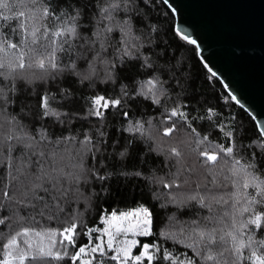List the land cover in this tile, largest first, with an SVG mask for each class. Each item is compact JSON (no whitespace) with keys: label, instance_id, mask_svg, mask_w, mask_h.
Returning a JSON list of instances; mask_svg holds the SVG:
<instances>
[{"label":"trees","instance_id":"obj_1","mask_svg":"<svg viewBox=\"0 0 264 264\" xmlns=\"http://www.w3.org/2000/svg\"><path fill=\"white\" fill-rule=\"evenodd\" d=\"M85 2L87 0H81V6H78L73 0H67V3L51 0V4L49 0H23V3L10 0L9 7L0 9V13L14 17L19 11H26L39 16L43 7H58V16L44 21L47 28L55 31L70 24L75 11H80L81 15L75 21L77 31L81 36H87L98 17L94 14L96 9L82 7ZM100 6L102 0L97 5ZM139 12L144 22L133 20L135 39L132 42L137 46L144 45L141 51L149 55V63L157 71L139 67L143 57L137 59L135 52L131 58L122 57L115 48H109L104 60L115 62L116 70L111 72L107 64H97L91 84L88 81L80 83L79 78L68 71L56 73L55 78L50 75L54 70L46 72L34 66L18 73L15 89L9 92V98L15 102L7 106V114L15 116L25 126V131L33 135L38 130H47L49 139L42 143L41 148L46 153H55V166L66 174L63 186L71 192L61 199L58 207L53 205L43 215L39 214V209L22 211L18 215H13L11 208L0 212V215L8 217L6 223L0 225V264L5 260L10 264H20L15 257L22 252L27 257L24 264H83L90 260L92 264H98L99 260L103 264H119V261L112 260L116 253L109 249L103 257L90 249L78 261L71 257L79 246L87 244L89 247L98 239L106 218L112 212L136 206H144L149 211L151 226L150 235L137 233L138 243L133 251H141L144 244L156 245L158 250L150 249L156 256L152 264H170L162 258L169 253L185 261L191 258L195 264H255L254 260L247 259L252 251L264 256V246L260 244L264 241V229L255 230L249 226L243 233L236 232L239 224L251 214L264 212V202L247 203L253 198L259 199L255 189L238 187L243 182V175H233V169L251 165L248 170L264 180V149L256 135L259 128L255 119L232 99L220 78L205 66L196 46L176 32L175 16L167 3L150 0V7L145 9L141 6ZM114 15L118 21L124 19L123 13ZM8 24L12 21L0 23V29ZM152 26L156 27L155 32L149 31ZM110 35L118 39L120 33ZM52 39L57 45L61 43L60 38ZM68 43L72 50H79L82 41L69 39ZM39 45H43L41 53L55 46L47 37H42ZM32 47L36 46L29 40L27 48ZM27 48L21 50L27 51ZM64 48L65 53L57 51L61 65L70 62L66 54L68 44H64ZM149 48L150 51H145ZM0 58L15 61L12 53L0 52ZM35 58L29 54L25 56V63L30 64ZM153 75L164 81L166 89V94L158 96L159 104L133 94L142 81L151 79ZM0 85H4L6 91L12 87L2 77ZM122 88L128 96L124 95ZM45 93L50 97V109L60 113L59 117L37 115L38 98ZM94 96L120 99L121 104L101 109L104 115L96 117L89 111ZM173 110L182 115L169 120ZM124 112L129 115L125 117ZM137 123L142 126L140 131H127ZM173 124L177 130L171 136H164V129ZM100 132L104 133L103 138L99 136ZM85 133L92 137V142L87 145L81 143ZM40 134L43 135L42 132ZM173 147L181 152V158L170 155L169 150ZM227 147L233 148L231 155L222 151ZM201 151L220 153V158L214 165H205L204 158L198 155ZM14 155L19 157L21 153L15 152ZM236 160L240 165L234 163ZM48 166L46 162L45 167ZM189 169L193 173L190 185H182L180 189L166 187L173 181L180 183L188 176ZM178 170L184 173L179 179ZM100 176L106 179L101 180ZM196 192L223 202L214 204L211 212L195 202L182 203ZM244 207L249 211L241 215L240 209ZM20 216L24 219H19ZM72 224L77 225L76 245H69L66 241L62 244L61 232ZM25 228L30 229L27 235L16 237ZM213 230L218 243L209 250L199 242L197 233ZM228 232H233L246 243L250 237L253 244L241 250L243 256L239 259L228 253L224 257L216 256L213 261L204 259L209 254L216 255L225 248H232V239L226 235ZM221 236L223 241H220ZM13 237L17 238V245L5 248ZM41 248L51 250L53 256L37 255ZM56 253L60 254L59 259L55 257ZM141 264H148V261L143 260Z\"/></svg>","mask_w":264,"mask_h":264},{"label":"snow or ice","instance_id":"obj_2","mask_svg":"<svg viewBox=\"0 0 264 264\" xmlns=\"http://www.w3.org/2000/svg\"><path fill=\"white\" fill-rule=\"evenodd\" d=\"M23 3V0H20ZM62 3H67V0H61ZM73 2L81 6V0H73ZM154 2V0H151ZM167 3V0H163ZM10 0H0V9L8 8ZM101 0H87V2L82 4L84 9L92 7L96 9L94 13L98 19L93 27L90 35L81 36L77 31V25L75 23L76 18L81 15L80 11H75V14L71 17L72 22L64 27L58 28L52 31L47 28L44 21L48 18H54L58 16L59 8L53 7H43L40 9V14L37 16L34 12L30 14L26 11H19L14 17L6 16L0 13V23L12 21V24L6 25L4 28L0 29L3 33L0 36V52L12 53L15 55V61H5L0 58V77L5 81H9L12 87L6 91L4 85H0V212L7 211L8 208L13 210V215H18L20 212L27 211H37L39 209V214L43 215L45 211L50 210V208L55 205L59 206L61 199L66 198L71 189H65L63 186V181L66 178V174L55 166V153H46L42 150L41 145L43 142L48 141L49 137L47 135L46 129L38 130L35 135L28 131H25V126L16 120L15 116H10L7 114V106L14 103L15 101L9 98V92L14 91L15 84L14 81L17 78L19 72L25 68L35 67L40 70L48 71L49 69L54 70L50 73L52 78H55L56 73H62L68 71L73 76L79 78L80 83L88 81L89 84L93 81L96 76V66L100 63H105L111 72L116 70L115 62H110L104 60V56L107 54L109 48H115L116 53L120 54L122 57H133L134 52L136 58L139 59L143 57V63L139 65L141 68L151 69L153 72L157 71L152 68V64L149 63V55H145L141 51L144 48L143 44L137 46V43H133L132 40L135 39L133 36L134 25L133 20H138L143 23L142 14L139 12L141 6L145 9L150 7V0H102V6L97 7ZM51 4V0H49ZM71 7V5H69ZM123 13L124 19L118 21L114 14ZM15 25V27H13ZM150 32H155L156 27L152 26L149 30ZM114 32H119L120 36L116 39L113 35ZM19 36V39L14 38L13 35ZM42 37H47L50 40L51 47L50 50H45V53L40 52V48L43 45H39V41ZM52 37L60 38L61 43L57 45L55 39ZM79 38L82 41L79 50H72V46L68 43L69 39ZM183 39L189 40L187 35L183 36ZM31 40V44L36 46L32 48H27L28 41ZM190 43L196 44V41L190 40ZM64 44H68V51L66 54L70 58V62L66 65H61L58 62L57 51L65 53ZM120 45V47H116ZM22 48H27V51H22ZM145 51H150L145 49ZM16 53H19L16 55ZM31 54L36 58L30 64L25 63V56ZM82 65V67H81ZM159 71H163L160 69ZM215 75V73L213 74ZM126 87V86H125ZM122 91L124 89L122 88ZM135 96H143L146 100H151L155 104H159L160 100L158 96L166 94V89L164 88V81L160 79L158 75H153L151 79L142 81L139 85L138 90H134ZM124 95L128 96V93L124 91ZM232 99H236L234 96ZM50 97L47 93L39 96L37 101V115L41 117L47 116H57L60 113L55 112L50 109L49 103ZM92 108L89 109L90 113L96 117H102L104 113L101 109H109L114 106H119L121 104L120 99L108 100L103 96H94L91 98ZM123 115L127 117L128 112H124ZM182 115V113L173 110L168 119L171 120L172 117ZM141 125L139 123L131 125L127 131H140ZM175 124L171 127L164 129L163 135L168 137L171 136L176 131ZM43 133L41 135L40 133ZM257 138L260 141V146L264 149V126H261L257 130ZM99 136L103 138L104 133L100 132ZM68 139V138H65ZM92 142V137L87 133L84 134V139L81 141L82 144H90ZM223 152L231 155L233 153L232 147H227L222 149ZM15 152H20L19 157L15 156ZM170 155L177 158H181V152L173 147L169 150ZM124 153H121L123 155ZM200 157H203V162L205 165H214L220 158V153H209L208 151H201L198 153ZM253 156L256 153L252 154ZM46 162L48 167H45ZM179 162V161H178ZM236 165H240V161H234ZM252 166L245 165L241 166L238 170L233 169V175H243L242 184H238V187L248 189L252 187L256 191L257 197L259 199L253 198L247 203L249 205L264 202V180L257 178L253 172L249 171ZM192 170L189 169L188 176L181 180L180 183L173 181L166 185V187H175L180 189L182 185H190L192 180ZM184 176L183 171L178 170L177 178ZM99 179H106L104 176H100ZM213 183H216L215 177L213 178ZM197 188L199 185L196 186ZM207 191V189H205ZM234 196L237 194H233ZM7 201V204L4 201ZM51 201V203H50ZM195 202L201 208H206L209 212L212 211L214 204H220L223 201L217 200L214 197H206L196 192L194 195L188 196L182 203ZM237 203L239 201L237 200ZM248 207L240 209L241 215L248 212ZM147 214V210H145ZM19 219L23 220L24 217L20 216ZM8 220L7 216L0 215V225H3ZM150 219H145L143 222L144 231L140 232V235H150ZM235 226V224H234ZM252 226L255 230L264 229V212H256L251 214L248 219L239 224L236 228L237 233H243L244 230L249 229ZM77 225L72 224L68 228H64L61 232L63 239L61 243L65 241L72 246L76 245L75 235H76ZM30 229H23L22 232H18L16 237L21 235H27ZM127 231V230H125ZM227 236L232 239V248H225L223 251L217 253L216 255L209 254L204 257L208 261H213L216 256L224 257L225 253L229 255L235 254L239 259L243 256L242 249L249 247L253 244L252 239L249 237L247 243L238 239V236L233 232L226 233ZM199 242L203 243L206 247L211 250L212 245L218 243L215 231L206 232L200 231L197 233ZM13 237L9 240L8 244L4 247L17 245L18 240ZM224 237H220V241H223ZM138 243L137 241L130 242L128 247L115 250L113 249L112 236L109 233V239L107 244L95 243L91 247L90 251L94 254L98 253L100 257L106 254V249L115 250L116 255L112 256L113 261H119V264H141L143 260H147L148 264L156 259L155 253H150V249H157L156 245L144 244L142 246V252L139 255L132 256L131 246ZM261 246H264V241H260ZM191 247V245H189ZM88 250V245L78 247V251L71 257L73 261H78L79 258L85 254ZM11 256V253H9ZM39 256H53L51 250L45 251L41 248L38 252ZM67 255V253H65ZM199 255V253H197ZM55 257L60 258V254L56 253ZM20 261V264H24L26 253H21L18 257H15ZM95 258V257H94ZM164 260H168L170 264H195V261L191 258L187 261L176 257L174 258L170 253L165 254L162 257ZM249 260H254L255 264H264V256L257 255L256 251H252L251 255L247 258ZM3 264H10L9 260H5ZM83 264H92V261L83 262ZM98 264H103L102 260L98 261ZM235 264V262H233Z\"/></svg>","mask_w":264,"mask_h":264},{"label":"water","instance_id":"obj_3","mask_svg":"<svg viewBox=\"0 0 264 264\" xmlns=\"http://www.w3.org/2000/svg\"><path fill=\"white\" fill-rule=\"evenodd\" d=\"M176 32L264 126V0H167Z\"/></svg>","mask_w":264,"mask_h":264},{"label":"rangeland","instance_id":"obj_4","mask_svg":"<svg viewBox=\"0 0 264 264\" xmlns=\"http://www.w3.org/2000/svg\"><path fill=\"white\" fill-rule=\"evenodd\" d=\"M145 210L147 209L144 206H136L120 212H112L106 218V222L99 232L98 239L91 243L88 250L91 249L95 243L102 242L106 244L109 239V233L112 236L115 250L128 247L130 242L137 241V233L145 230L143 227L144 220L150 219L149 211L147 210L148 215H146ZM134 246L135 245L131 246V254L133 257L139 255L143 250L134 252ZM115 250L114 252L116 253Z\"/></svg>","mask_w":264,"mask_h":264}]
</instances>
